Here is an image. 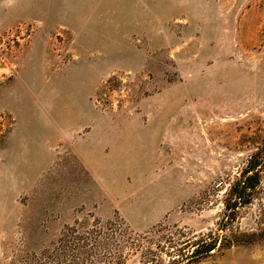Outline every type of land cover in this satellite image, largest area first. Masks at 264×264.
<instances>
[{
    "label": "rangeland",
    "instance_id": "obj_1",
    "mask_svg": "<svg viewBox=\"0 0 264 264\" xmlns=\"http://www.w3.org/2000/svg\"><path fill=\"white\" fill-rule=\"evenodd\" d=\"M255 153L264 0H0V264H264Z\"/></svg>",
    "mask_w": 264,
    "mask_h": 264
},
{
    "label": "trees",
    "instance_id": "obj_2",
    "mask_svg": "<svg viewBox=\"0 0 264 264\" xmlns=\"http://www.w3.org/2000/svg\"><path fill=\"white\" fill-rule=\"evenodd\" d=\"M264 168V154L262 156L259 153L252 155L248 162V165L244 169L242 175L243 178L237 181V183L231 188L230 203L228 208L236 211L241 206L249 204L252 200V195L258 188L261 182V171ZM215 245H208L206 251H212L215 249Z\"/></svg>",
    "mask_w": 264,
    "mask_h": 264
}]
</instances>
